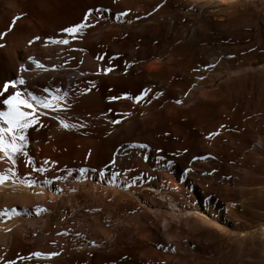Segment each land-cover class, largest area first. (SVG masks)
I'll return each mask as SVG.
<instances>
[{
	"label": "bare ground",
	"instance_id": "obj_1",
	"mask_svg": "<svg viewBox=\"0 0 264 264\" xmlns=\"http://www.w3.org/2000/svg\"><path fill=\"white\" fill-rule=\"evenodd\" d=\"M0 34V85L67 92L0 186V264H264V0H0Z\"/></svg>",
	"mask_w": 264,
	"mask_h": 264
},
{
	"label": "snow or ice",
	"instance_id": "obj_2",
	"mask_svg": "<svg viewBox=\"0 0 264 264\" xmlns=\"http://www.w3.org/2000/svg\"><path fill=\"white\" fill-rule=\"evenodd\" d=\"M102 11H108V9H89L83 16L80 23L75 25L66 27L61 30L62 33L68 34L71 39L75 40L78 37H81L84 31L90 27H94V25L90 22V17H92L93 12L100 13ZM127 12L118 13L116 19L119 21L121 17L127 16ZM19 19V17H15V20ZM2 35V34H0ZM40 37H35L34 40H39ZM33 41H29V44L33 43ZM50 42L52 44H60V45H68L69 39L68 38H61L56 39L49 37L46 39V43ZM98 59H101L98 57ZM30 62L35 65L37 69H43L47 71L48 69L45 68L44 65L39 63L33 58H29ZM29 68H26L24 65H21L20 71L27 72ZM112 71L111 68L103 69L102 74H107L108 72ZM98 74H100L98 72ZM26 84V81L23 77L17 78L11 81H5L2 85H0V159L7 158L8 161L11 162V167L6 169L4 172H0V186L4 185L5 183L12 181L15 182L17 179L20 180L21 183L32 187L34 186V181L29 180L27 178H22L18 176L16 171V156L23 155L27 157L26 146H27V136L25 135L26 130L32 127L35 123L38 122L37 116V109H45L51 110L53 112L64 111L66 108L63 107L62 102L65 101L67 97V92H63L61 95L62 90L57 88L55 90V94L48 88H43L41 92L44 95H37L32 91H27L23 89L22 86ZM92 87H94V82H90ZM89 88L87 91H90ZM150 89H145L139 96L132 97L130 95L125 94L124 97H110V100L115 99H122L127 98L133 100L134 102H140L143 96L147 95ZM157 97L161 95L160 93L156 94ZM180 103V101H176ZM59 119V117H56ZM59 123L61 127L68 129L71 127H75L74 124H69L63 119H59ZM112 123H120L119 120H114ZM218 135L216 133H210L209 138L212 136ZM129 147L132 148H139L145 149L148 146L145 144H131ZM27 163L32 164L33 161L31 159L27 160ZM47 164V161L43 162ZM33 171L39 172L43 174L47 171L46 168L43 166L41 167H33ZM86 171L85 168L79 169L80 175L83 176ZM69 175H71V170H69ZM103 175V173H101ZM62 177H56V179H61ZM43 183L48 184L51 183L49 180H45ZM36 214L39 215L41 212L46 211V209H42L37 207L35 209ZM21 213L16 208H0V220L4 219H11L13 216H18ZM174 250V249H173ZM44 254L40 252H35L31 254V257H41ZM57 255V253L48 254V256ZM30 257V258H31ZM23 259V258H22ZM9 264H14V262H9Z\"/></svg>",
	"mask_w": 264,
	"mask_h": 264
},
{
	"label": "rangeland",
	"instance_id": "obj_3",
	"mask_svg": "<svg viewBox=\"0 0 264 264\" xmlns=\"http://www.w3.org/2000/svg\"><path fill=\"white\" fill-rule=\"evenodd\" d=\"M261 11H262V9H261ZM261 11H260V12H261ZM263 63H264V61L261 60V59H259L257 62H255L254 65L258 67V66L262 65Z\"/></svg>",
	"mask_w": 264,
	"mask_h": 264
}]
</instances>
